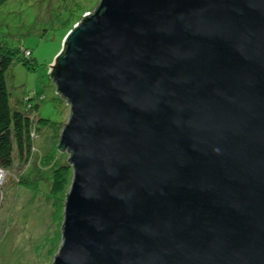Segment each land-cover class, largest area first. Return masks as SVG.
I'll return each instance as SVG.
<instances>
[{"label": "water", "instance_id": "95a60500", "mask_svg": "<svg viewBox=\"0 0 264 264\" xmlns=\"http://www.w3.org/2000/svg\"><path fill=\"white\" fill-rule=\"evenodd\" d=\"M49 73L53 264H264V0H98Z\"/></svg>", "mask_w": 264, "mask_h": 264}, {"label": "rangeland", "instance_id": "374dc122", "mask_svg": "<svg viewBox=\"0 0 264 264\" xmlns=\"http://www.w3.org/2000/svg\"><path fill=\"white\" fill-rule=\"evenodd\" d=\"M97 2L6 0L0 5V43L32 51L26 64L15 61L7 71L8 86L17 101L28 97L35 104L43 95L34 115L54 122L53 126L35 128L27 159L20 157L14 146L12 165L0 168L4 171L0 177V264H53L62 238V214L56 210L59 199L48 193L49 176L52 166L68 163L69 153L57 150L56 136L69 110L55 87L51 94L49 68L62 47L65 27L74 25L79 14L93 11ZM21 177L33 181L36 189L22 186L18 182Z\"/></svg>", "mask_w": 264, "mask_h": 264}, {"label": "trees", "instance_id": "16d2710c", "mask_svg": "<svg viewBox=\"0 0 264 264\" xmlns=\"http://www.w3.org/2000/svg\"><path fill=\"white\" fill-rule=\"evenodd\" d=\"M6 0H0V5ZM81 13V12H80ZM69 10L66 19L69 17ZM82 14H79L81 17ZM60 19V18H59ZM65 19V20H66ZM63 22V21H62ZM65 27L63 36L72 27ZM62 36V37H63ZM31 49L18 47L9 48L0 43V168L7 169L13 163L14 146L20 157L27 159L30 155L32 138L35 136V128L53 126L50 119L38 117L34 112L39 106L40 100L44 101L43 95L36 99V103L30 102V98H21L17 101L14 93L10 90L6 74L10 67L17 62L27 63L31 58ZM51 94H54V86L51 84ZM27 100V101H26ZM59 126V125H58ZM56 126V129L57 127ZM60 133V132H59ZM56 136V145L58 143ZM57 148V146H56ZM58 150V149H57ZM59 151V150H58ZM60 152V151H59ZM3 169V170H4ZM71 179V168L68 164H56L51 167L49 176V195L59 199L56 210L63 215V200L69 188ZM22 186L36 189V184L21 177L18 181Z\"/></svg>", "mask_w": 264, "mask_h": 264}, {"label": "bare ground", "instance_id": "6f19581e", "mask_svg": "<svg viewBox=\"0 0 264 264\" xmlns=\"http://www.w3.org/2000/svg\"><path fill=\"white\" fill-rule=\"evenodd\" d=\"M3 173H4V171H1V170H0V177L3 175Z\"/></svg>", "mask_w": 264, "mask_h": 264}]
</instances>
